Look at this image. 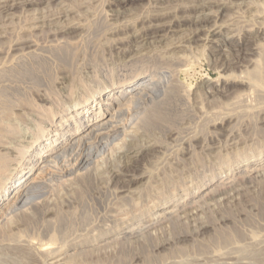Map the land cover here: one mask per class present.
Here are the masks:
<instances>
[{"label":"rangeland","instance_id":"374dc122","mask_svg":"<svg viewBox=\"0 0 264 264\" xmlns=\"http://www.w3.org/2000/svg\"><path fill=\"white\" fill-rule=\"evenodd\" d=\"M0 64V123L13 132L11 150L59 126L97 92L120 96L135 76L163 77L165 85L172 78L178 88L170 123L143 119L157 100L150 95L139 113L126 108L120 116L122 134L94 138L65 169L47 170L28 204L0 217V264L264 257V0H0ZM50 108L53 122L41 114ZM83 153L93 156L90 169L68 174ZM234 229L243 236L221 240Z\"/></svg>","mask_w":264,"mask_h":264},{"label":"bare ground","instance_id":"6f19581e","mask_svg":"<svg viewBox=\"0 0 264 264\" xmlns=\"http://www.w3.org/2000/svg\"><path fill=\"white\" fill-rule=\"evenodd\" d=\"M95 23V22H94ZM101 26V24L99 25ZM25 40V39H24ZM26 41V40H25ZM90 41V40H89ZM86 44V43H85ZM128 44V43H127ZM87 45V44H86ZM83 47V46H82ZM67 49H70L67 47ZM46 50V49H45ZM77 50V49H76ZM40 51V50H39ZM65 52V51H64ZM68 52V51H67ZM33 54V53H32ZM53 54V53H52ZM14 55V54H13ZM58 55V54H56ZM28 56V55H27ZM52 57V56H51ZM68 57V55H67ZM66 57V58H67ZM19 58V57H18ZM17 58V60H18ZM39 58V55L38 57ZM31 59V57H30ZM34 59V58H33ZM46 59V58H45ZM60 59V58H59ZM62 59V58H61ZM188 59V58H187ZM10 60V59H9ZM7 60V62L9 61ZM23 60V59H22ZM38 60V59H37ZM40 60V59H39ZM64 60V59H63ZM168 60V59H167ZM185 60V59H184ZM16 61V60H15ZM21 61L20 59L17 61L19 62ZM24 61V60H23ZM35 61V60H34ZM71 61V60H69ZM79 61V60H78ZM135 61V60H134ZM33 62V61H32ZM38 61H36L37 63ZM41 62V61H40ZM58 62V61H57ZM35 63V62H34ZM35 63V64H36ZM66 63L67 60H66ZM70 63V62H69ZM25 64V61H24ZM27 64V63H26ZM34 64V65H35ZM1 65V64H0ZM6 65V64H5ZM23 65V64H21ZM28 65V64H27ZM32 65V64H31ZM31 65H28V67ZM37 65V64H36ZM75 65V64H74ZM73 65V66H74ZM77 65V64H76ZM156 65V64H155ZM163 65V64H162ZM16 66V65H15ZM18 66V65H17ZM42 66V65H41ZM40 66V67H41ZM174 66V65H173ZM25 66L21 67L20 66V70L22 68H24ZM19 68V67H18ZM48 68V67H47ZM5 69V68H4ZM26 69V68H24ZM28 69V68H27ZM46 69V68H45ZM75 69V68H74ZM166 69V68H165ZM12 70V69H9ZM32 71V68L30 69ZM48 70V69H47ZM17 71V69H16ZM22 71V70H21ZM34 71V70H33ZM172 71V70H170ZM3 72V71H2ZM0 71V73H2ZM12 72V71H11ZM24 72V71H23ZM30 72V71H29ZM38 72V71H37ZM20 73V72H19ZM26 73V72H25ZM3 75H5L4 73H2ZM1 74V75H2ZM11 74V73H10ZM9 74V75H10ZM14 74V73H13ZM18 74V73H15ZM23 74V73H21ZM28 74V72L26 73ZM33 74V72H32ZM32 74L30 76H32ZM36 74V73H34ZM33 74V76H34ZM40 74V73H39ZM41 75V74H40ZM12 76V75H11ZM10 76V77H11ZM20 76V75H19ZM26 76V75H25ZM30 78L29 76L28 79H33ZM168 76V75H167ZM16 77V76H14ZM37 78H39L38 76H36ZM152 79H147V78H142L139 75L135 76L131 81H129V83L127 84V86L121 87L122 90L118 93H121L120 96H118L117 94H112L110 92L108 93H103L97 92L95 94H93L91 96V99H87L85 101H83L81 103V107L80 108H76L75 110H73L71 112V116L69 119H66L65 121L62 120L59 122V126H54L53 123L50 124V129L48 130H43L42 134H40L41 136L38 137L35 140H33L31 143H29L30 145L28 146H24V148H22V150H18L20 147L19 146H13V150H11V147L8 145L9 143L7 142L9 140V138L12 136L11 133L12 130L8 129L7 127H4L1 123H0V217L4 214H6L5 212L9 211L12 208L19 207L25 205L26 203L28 204V200L30 199L31 196H33L37 190L39 191L40 188L39 185L43 182L40 183V178L41 176L49 169L51 168H55L58 167L59 165H63L64 163H66L67 161H69L70 159H72V156L76 154V151H80L82 149H87L89 144L91 143V140L94 138L98 139V138H102V141L105 138H110L113 135L115 136L116 134H119L122 132L123 130V125L121 126L120 124V116L123 115L124 111L126 110V108H128V111L131 109L132 113H136L140 110V107L142 106L141 104L144 103V101H146V99H148V97H150V95H154L153 97H155L156 102L154 101V107L151 109V111L149 112V114H144L143 115V119L146 118L147 122H151V123H155V124H161V123H170L169 122V116L173 115L171 114L172 112V104L174 103V100L176 99L175 97L177 96L178 93V88L174 85V83H172V78L171 81H169L167 83V85L164 84L163 82V77L159 80H157V78H154L153 76H151ZM257 77V76H256ZM168 78V77H167ZM6 79V78H5ZM16 79V78H15ZM25 79V78H24ZM35 79V78H34ZM34 79L32 80V82L34 81ZM72 79V78H71ZM166 79V78H165ZM254 79V78H253ZM252 79V81H253ZM258 79V78H257ZM1 80V78H0ZM4 80V79H3ZM20 79L18 78V81ZM27 80V79H26ZM73 80V79H72ZM8 81V80H7ZM30 81V80H27ZM38 81V80H36ZM34 81V83L36 82ZM42 82V80H39ZM258 81V80H257ZM3 82V81H0ZM12 82V80H11ZM10 82V83H11ZM20 82V81H19ZM22 82V81H21ZM20 82V83H21ZM71 82V81H70ZM17 83V82H15ZM28 83V82H27ZM51 83V82H50ZM260 83V82H259ZM12 84V83H11ZM23 84V83H22ZM36 84H41V83H36ZM43 84V83H42ZM1 85V84H0ZM13 85V84H12ZM21 85V84H20ZM32 85V83H31ZM16 86V85H15ZM24 86V85H23ZM9 87V86H8ZM5 88V87H4ZM10 88V87H9ZM8 88V89H9ZM124 88V89H123ZM1 90V89H0ZM6 90V89H5ZM11 90V89H9ZM20 90V89H19ZM22 90V89H21ZM29 90H31L29 88ZM180 91V90H179ZM4 92L1 91V93ZM7 93V92H6ZM15 93V92H14ZM24 93V92H23ZM8 94V93H7ZM16 94V93H15ZM21 94V93H20ZM26 94V93H25ZM9 95V94H8ZM13 95V94H12ZM17 95V94H16ZM29 95V94H28ZM52 95V94H51ZM50 95V96H51ZM7 96V95H6ZM20 96V95H19ZM27 96V95H26ZM49 96V95H48ZM48 96H46L48 98ZM53 96V95H52ZM12 97V96H11ZM10 97V98H11ZM23 97V96H22ZM4 98V97H3ZM25 98V97H23ZM54 99V97H53ZM181 99V98H180ZM179 99V100H180ZM5 100V98H4ZM14 100V99H13ZM25 100V99H24ZM29 101V100H28ZM26 101V102H28ZM49 101V100H48ZM11 102V101H10ZM44 102V101H43ZM47 102V101H46ZM104 104H103V103ZM17 103V102H16ZM33 103V102H31ZM30 103V104H31ZM38 104V103H37ZM41 104V103H40ZM101 104H103L101 106ZM153 103H151L152 105ZM5 105V104H4ZM7 105V104H6ZM20 105V104H19ZM50 105V104H49ZM91 107H89V106ZM25 106V105H24ZM44 106V105H42ZM105 106V108L103 107ZM148 106V105H147ZM9 107V106H8ZM35 107V106H33ZM45 107V106H44ZM43 107V108H44ZM48 107V106H47ZM46 107V108H47ZM98 107V108H96ZM11 108V107H10ZM26 108V107H24ZM39 108V107H38ZM90 108H94V112H91L90 114ZM151 108V106H150ZM80 109H84L83 112H79ZM144 109V108H143ZM176 109V108H175ZM8 110V109H7ZM30 110V109H28ZM53 109H49V110H41V114H45L44 116L46 118L50 117L52 114V122L54 121V118L56 117V113L55 111H52ZM97 110V111H96ZM2 111V110H1ZM34 111V110H33ZM141 111V110H140ZM9 112V111H8ZM97 115L94 117V114ZM130 112V111H129ZM36 113V112H34ZM38 113V112H37ZM126 113V112H125ZM128 113V112H127ZM139 113V112H138ZM129 114V113H128ZM30 115V114H29ZM70 115V114H69ZM125 115V114H124ZM177 115V113H176ZM131 116V115H130ZM68 117V115H65L64 118ZM126 117V116H125ZM133 117V116H132ZM123 118V117H122ZM134 118V117H133ZM138 118V117H137ZM194 118V117H193ZM142 119V120H143ZM43 120V119H42ZM135 120V119H134ZM1 121V120H0ZM123 121V120H122ZM133 121V120H132ZM145 120H143V123ZM5 122V121H3ZM46 122V121H44ZM141 122V121H140ZM146 122V124H147ZM49 123V122H48ZM73 123L75 124V126L73 127ZM134 123V122H133ZM142 123V124H143ZM153 123V124H154ZM130 124V123H129ZM139 124V123H138ZM141 124V125H142ZM145 124V125H146ZM154 124V125H155ZM172 124V123H171ZM149 125V123H148ZM170 125V124H169ZM179 125V123H178ZM177 125V126H178ZM153 126V125H152ZM151 126V127H152ZM162 125L158 126L161 127ZM55 127V129L52 131V129ZM150 127V125H149ZM150 127V128H151ZM156 127V126H154ZM164 127V125H163ZM162 127V128H163ZM175 127V126H174ZM166 128V127H164ZM163 128V129H164ZM17 129V128H16ZM46 129V128H45ZM125 129V128H124ZM127 131V130H126ZM56 132V133H54ZM15 133V132H14ZM54 134V135H52ZM122 134V133H121ZM49 136H51L49 139H47ZM129 137V136H128ZM95 139V141H96ZM51 140V142L49 144H46L45 142ZM115 140V139H114ZM99 142V140L97 141ZM35 143V145H33ZM104 143V142H103ZM101 144V143H100ZM113 144V143H112ZM141 144V143H140ZM12 145V144H11ZM102 145V144H101ZM10 148H9V147ZM87 147V148H86ZM91 146H89L90 148ZM131 147V146H130ZM97 148V147H96ZM91 149V148H90ZM89 149V150H90ZM99 149V148H98ZM106 149V148H105ZM88 150V149H87ZM104 150V149H103ZM260 151V150H259ZM82 152V151H81ZM75 153V154H74ZM78 153V152H77ZM85 153V151H84ZM77 154V156H79V158L76 159V163H75V167L72 170L67 171V173L69 172L70 175H74V173H79V172H83L82 170H85L87 168H89L91 166V163L93 162V156L91 153H87V154ZM98 153V152H97ZM126 154V153H125ZM27 155V156H26ZM98 156V155H97ZM75 157V156H74ZM124 158V157H123ZM259 158V157H258ZM261 158V157H260ZM19 159V162L17 161ZM24 160V161H23ZM23 161V162H21ZM74 161L72 160L71 162L74 163ZM260 161V160H259ZM15 162L17 163V167H15L13 164H15ZM261 162V161H260ZM68 163V162H67ZM70 163V162H69ZM68 163V164H69ZM72 163V164H73ZM245 163V162H244ZM71 164V165H72ZM12 165L14 166V168H12ZM70 165V166H71ZM254 165V164H253ZM263 166V165H262ZM61 167V166H60ZM59 167V168H60ZM64 167V165H63ZM67 167V165H66ZM264 167V166H263ZM68 168V167H67ZM70 168V167H69ZM65 169V167H64ZM90 169V168H89ZM88 169V170H89ZM93 169V168H92ZM251 169V168H250ZM73 171V172H72ZM215 171V170H214ZM230 171V170H229ZM64 172V171H63ZM90 172V171H89ZM212 172V171H211ZM228 172V171H227ZM234 172V171H233ZM68 173V174H69ZM250 173V172H249ZM88 174V173H87ZM66 175V174H65ZM69 175V176H70ZM72 175V176H73ZM132 175V174H131ZM232 175V174H231ZM239 175V174H238ZM44 176V175H43ZM42 176V177H43ZM68 176V175H67ZM71 176V177H72ZM233 176V175H232ZM92 177V176H90ZM89 176H85L83 177L81 174L80 179H83V181H88L87 179L90 178ZM77 179V178H76ZM71 180V178H70ZM42 181V180H41ZM70 182V181H69ZM210 182V181H209ZM40 183V184H39ZM71 184V183H70ZM74 185V184H73ZM85 185V184H83ZM75 187V186H74ZM84 187V186H83ZM42 189V188H41ZM77 189V187H76ZM197 189V188H196ZM77 192V191H76ZM39 194V193H38ZM195 194V193H194ZM81 195V194H80ZM35 196V195H34ZM37 196V195H36ZM33 198V197H32ZM34 199V198H33ZM183 200V199H182ZM31 201V200H30ZM185 201V200H184ZM186 205V204H185ZM178 207V206H177ZM19 209V208H17ZM177 209V208H176ZM175 209V210H176ZM181 209V208H180ZM264 209V208H261ZM13 210V209H12ZM179 210V209H178ZM17 211V210H15ZM11 212V210H10ZM60 212V211H58ZM62 212V211H61ZM60 212V213H61ZM12 213V212H11ZM263 215L262 217H264V210H262L261 212ZM9 214V212H8ZM63 214H61L60 216H62ZM5 217V216H3ZM2 217V219H3ZM65 217V215L63 216ZM63 217H61L63 219ZM171 217V214H170ZM29 218V217H28ZM58 218V217H57ZM56 218V219H57ZM6 219V217H5ZM31 219V218H29ZM59 219V218H58ZM4 220V219H3ZM65 221L67 220L66 218L64 219ZM31 221V220H30ZM33 221V219H32ZM46 221V220H45ZM59 221V220H58ZM61 221V220H60ZM65 221L62 222L63 224H65ZM152 221V220H151ZM25 222V221H24ZM130 222V221H129ZM251 222V220H250ZM36 223V222H35ZM49 223V222H48ZM61 224V227L63 226ZM134 223V222H133ZM26 224V223H25ZM41 224V222H40ZM45 224V223H44ZM55 224V223H54ZM124 224V223H123ZM131 224V223H130ZM140 224V223H139ZM28 225V224H27ZM37 225V224H36ZM42 225V224H41ZM48 226V225H46ZM51 226V225H50ZM53 226V225H52ZM140 226V225H139ZM35 227V226H34ZM57 227V226H56ZM55 227V228H56ZM130 227V226H129ZM133 227V226H132ZM5 228V227H4ZM28 228V227H27ZM26 228V229H27ZM45 228V227H44ZM47 228V227H46ZM51 228V227H50ZM60 228V227H59ZM138 228V226H137ZM37 229V228H34ZM58 229V228H57ZM236 229V228H235ZM235 229L233 231V233H228V234H223L221 235V240H223L224 242H226L227 244L230 242H232L233 237H238L236 234H240V232ZM3 230V229H2ZM7 230V229H6ZM10 231V229H8ZM24 230V229H23ZM22 230V231H23ZM31 230V228H30ZM45 230V229H44ZM27 231V230H25ZM59 232V230H57ZM131 231V230H130ZM139 231V230H138ZM1 232V231H0ZM4 232V230H3ZM7 232V231H6ZM24 232V231H23ZM28 232V231H27ZM56 232V230H55ZM57 232V233H58ZM110 232H112V230H110ZM127 232V231H126ZM228 232V231H227ZM2 233V232H1ZM13 233V232H11ZM9 233V234H11ZM29 233V232H28ZM134 233V232H133ZM219 233V232H218ZM5 234V232H4ZM26 234V233H25ZM31 234V233H30ZM111 234V233H110ZM115 234V233H114ZM130 234V233H129ZM6 235V234H5ZM240 235L243 236V233H241ZM8 236V235H7ZM27 236V235H26ZM25 236V237H26ZM58 236H60L58 234ZM133 237V236H132ZM241 237V236H240ZM239 237V239H240ZM6 238V237H5ZM4 238V239H5ZM10 241H18L19 236L18 234L16 235H10L9 236ZM22 239V238H21ZM60 239V238H59ZM62 239V238H61ZM7 240V239H6ZM9 241V240H8ZM83 241V240H82ZM81 241V242H82ZM237 241V239H236ZM23 243V241H21ZM222 242V241H221ZM11 243V242H10ZM20 244V243H19ZM81 244V243H79ZM86 244V243H85ZM88 244V243H87ZM91 244V243H90ZM234 244V243H233ZM7 245V244H6ZM49 245V244H48ZM75 245V244H74ZM10 246V245H9ZM15 246V244H14ZM13 246V247H14ZM77 246V245H76ZM80 246V245H79ZM230 246V245H228ZM6 246L4 245L3 248H5ZM8 247V246H7ZM6 247V249H7ZM11 247V246H10ZM10 247L8 249H10ZM13 247H11V251L13 252L14 250H17L16 248H14V250L12 249ZM17 247V246H16ZM20 245L18 246V250L22 252V248H20ZM203 248V247H202ZM246 248V247H245ZM2 249V248H0ZM241 249V248H240ZM4 250V249H3ZM0 250V251H3ZM9 250V252H11ZM25 250V249H23ZM205 250V248H204ZM244 250V249H243ZM18 251V252H19ZM53 251V250H52ZM202 251V250H201ZM237 251V250H236ZM240 251V250H239ZM250 252L247 253H252L251 249L249 250ZM15 252V251H14ZM13 252V253H14ZM27 252V251H26ZM183 251L181 250L182 253ZM243 252V251H242ZM245 252V251H244ZM17 253V252H15ZM20 253V252H19ZM18 253V254H19ZM25 253V252H24ZM43 253V252H41ZM203 253V252H202ZM246 253V252H245ZM254 253V252H253ZM259 253V252H258ZM256 253V254H258ZM183 254V253H182ZM181 254V255H182ZM244 254V253H242ZM260 254V253H259ZM255 255V263L256 264H264V257L262 255ZM11 255V254H10ZM9 255V256H10ZM16 255V254H15ZM21 258L22 255L19 254ZM27 255V253H26ZM252 256H254V254H250ZM3 256V255H2ZM1 256V257H2ZM17 256V255H16ZM34 256V255H33ZM248 256V255H247ZM262 258H260V257ZM0 257V258H1ZM7 257V256H6ZM5 257V258H6ZM27 257V256H26ZM251 257V256H250ZM10 258V257H9ZM23 258V257H22ZM29 258V257H28ZM14 259V258H12ZM7 260H9L7 258ZM15 260V259H14ZM13 260V261H14ZM24 260V259H23ZM17 260H15L16 262ZM22 261V259H21ZM19 262V261H17ZM20 263V262H19Z\"/></svg>","mask_w":264,"mask_h":264}]
</instances>
